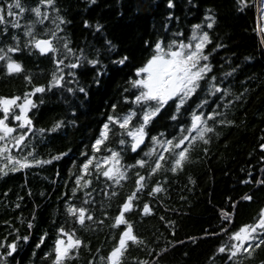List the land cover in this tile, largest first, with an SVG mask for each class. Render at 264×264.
<instances>
[{"label":"trees","instance_id":"trees-1","mask_svg":"<svg viewBox=\"0 0 264 264\" xmlns=\"http://www.w3.org/2000/svg\"><path fill=\"white\" fill-rule=\"evenodd\" d=\"M19 2L23 12L15 7L16 0H0L4 9L0 55L7 53L22 66L21 72L8 73L6 60L0 61V97H20L18 101L23 102L25 94H30L34 104L28 112L31 131L18 127L20 122L12 117V112L19 114L17 109L6 121L17 129L13 135L26 132L20 148L9 147L30 166L0 175V264H54L57 239L67 241L61 227L81 241L62 264H110L107 258L126 228L115 226V218L133 192L136 198L124 218L138 241L126 242L120 264H264V245L232 259L229 252L218 251L231 243L230 235L240 227L255 224L264 209L260 0H171V7L169 0ZM8 5L15 15H8ZM37 7L40 17L32 11ZM14 23L19 27H13ZM209 23L212 28L207 27ZM197 24L201 28L196 34L207 32L210 38L203 49L208 60L202 63L210 64L208 76H214L212 83L226 94L209 93L201 81L203 90L198 93L208 103L199 109L193 105V110L203 112L205 118L216 112L214 119L206 120L214 130L205 136L208 143L192 141L188 159L176 171L171 170L172 161L164 152L161 168L151 173L157 156L146 153L153 147L156 153L163 149L150 137L171 140L181 125L190 126L191 113L184 110L187 105L176 113L170 101L146 126L147 135L135 152L130 149L131 138L121 135L124 130L109 123L108 116L135 111L130 127L138 124L140 105L134 98L140 90L132 82L146 74L138 76L137 70L156 54L158 42L165 50L173 41L177 42L173 48L179 42L194 45L193 26ZM29 28L31 37L26 35ZM43 38L51 39L57 51L42 55L29 43ZM9 47L19 51L8 52ZM124 57V63H118ZM74 63L79 67H69ZM54 76L63 77L61 85L50 86ZM39 86L45 91L34 93ZM173 114L176 120L170 118ZM56 122H62L61 127L50 131ZM105 123H109L108 139L95 151L93 145ZM109 150L120 153L126 178L119 183L95 168L97 161L110 155ZM93 157L86 173L82 165ZM139 159L148 163L140 167ZM36 160L51 162L37 164ZM137 173L145 177L139 191ZM86 180L91 183L85 184ZM157 186L161 191L153 192ZM145 204L148 213L143 211ZM71 205L85 207L92 219L80 224L67 210ZM13 242L16 250L8 255L7 245Z\"/></svg>","mask_w":264,"mask_h":264},{"label":"snow or ice","instance_id":"snow-or-ice-1","mask_svg":"<svg viewBox=\"0 0 264 264\" xmlns=\"http://www.w3.org/2000/svg\"><path fill=\"white\" fill-rule=\"evenodd\" d=\"M47 4L51 5L53 0H44ZM95 2V0H91ZM169 6L171 7V0H169ZM12 5H8V15H15L12 12ZM15 7L20 9L21 12L24 11L19 0H16ZM37 17L41 16V10L39 7L33 9ZM4 9L0 8V23L4 22ZM46 18V17H45ZM209 19H212L209 17ZM42 22V21H41ZM63 22V21H61ZM212 23L207 25L208 28H212ZM13 27H19V24L14 23ZM100 27L99 25L97 26ZM193 37L195 42H189L185 44L179 42L178 46L173 48V44L177 42L173 41L168 45L167 50L161 46V43L155 44L156 54L147 61L146 65L137 70V75L146 74L141 79L134 80L132 82L133 86L138 88L139 94L135 95L134 102L140 105V116L138 117V124L130 127L133 117L137 116L135 111H129L127 114L116 117L108 116L109 123H113L119 126V129L124 130L121 135L126 134L131 138L130 149L135 152L137 148L144 142V138L147 135L145 128L157 117L158 114H162L161 110L165 109L166 105H169L171 101L172 106L175 107L176 113H179L181 108L185 111L191 113V123L190 126L185 127L181 125L179 127L178 135L173 136L171 140L161 141L157 136H151L154 145H159L163 151L156 153V148L150 149L149 154H156L157 158L152 162L151 173H155L161 168V161L166 159L164 152H167L169 156L167 159L172 161V171H176L183 167L184 162L188 159V147L191 142L200 139L208 143L205 139L207 133L213 132V128L209 127L206 120L214 119L216 112H210L205 118V114L200 112L197 114L193 110V105L197 109L202 108L208 103L206 99H201L198 93L199 90H203L201 81L204 82V86H207L209 93L215 94L217 92L222 95L226 94V91L221 89L216 84L212 83L216 78L214 76L209 77L208 74L212 71L210 64L202 63V61H207L208 56L203 54V49L207 43H210V38L207 32H203L202 35H197L196 32L201 28V25L197 24L193 26ZM32 29L29 28L26 35L32 36ZM53 33V37H54ZM29 43L34 44V47L40 51V53H46L49 51L56 52L57 49L53 46L51 40L49 39H33ZM67 48V45H64ZM19 49L17 47H9L8 52H17ZM71 52V49H68ZM0 53H3V49H0ZM127 57L119 60L118 63L123 64ZM6 60V68L8 73H19L22 71V66L17 61L13 60L11 57L7 56V53L0 55V61ZM92 64H96V60L89 61ZM59 63H63L60 61ZM71 68L79 67L78 63L69 65ZM30 79V78H29ZM63 77L53 78L52 85H61ZM72 91V89H68ZM45 87L39 86L34 88L35 92L43 93ZM80 92H84V88L79 89ZM195 96V99H192ZM20 97L4 98L0 97V110L3 112V117L0 118V175H7L8 171L15 172L22 168H27L30 166L29 161L25 159H17L13 154L11 147L20 148L25 140V131H21L18 135H13L17 129L12 127L7 123L8 115L12 112L13 106L19 109V114L12 112V117L14 120L20 122L18 127L20 129H27L31 131L32 121L26 115L30 107H33V101L30 98V94H25L23 98V103L17 104ZM219 99V97H216ZM191 101V103H189ZM215 102V101H213ZM115 109V105H113ZM172 120H176L177 116L175 114L170 117ZM109 123L103 125V131L100 137L95 141L93 149L95 151L100 150V145L108 139L109 134ZM62 122H56L50 131H56L60 128ZM41 132L44 130L41 129ZM195 132L196 135L193 136L192 133ZM162 135V134H161ZM188 141L189 145L186 146L185 142ZM119 144L124 145L125 140L120 139ZM264 147V145H262ZM110 155L105 156L102 161H97L95 168L104 177L113 180L115 183H119L120 179L126 178L124 171L121 170L120 166V153L117 151L109 150ZM59 157H53L52 159H58ZM93 159L95 157L88 159L83 165V170L87 173L89 165H92ZM51 161H39L36 160L35 163H50ZM148 161L144 159H139L136 164L140 167H144ZM106 166V167H105ZM127 167H134V165H129ZM7 169V171H6ZM138 179L136 181L137 191L144 187L143 181L144 176H140L137 173ZM80 178L77 179V185L80 184ZM91 181H85V184H89ZM153 192L161 191L160 187L157 186L152 189ZM136 198V192L129 195L122 205V211L120 215L115 218V226L121 224L126 225L125 230L122 232L119 244L115 247L107 258L110 264H120L122 253L126 247L127 241L137 242L138 237L133 234L132 225L128 223L124 218V212L129 211L133 206V200ZM245 199H251V197H245ZM87 203V201H85ZM69 214L76 217L80 224H84L85 219L91 220L92 216L89 214L86 216L88 209L85 207H76L71 205L68 207ZM143 211L148 213L150 211L147 204L144 205ZM226 218L230 219L227 214H224ZM31 227V225H29ZM60 233L67 236V241L63 239H57L55 244V261L54 264H62V260L66 257L70 250L81 244L79 239H73L71 235L64 231L61 227L59 229ZM27 240L28 237H23ZM231 243L229 245L222 246L218 249L219 252H229V259L237 257L242 251L249 253V250L253 247H260L264 245V209L261 210L257 222L253 225H244L239 228L238 231L230 235ZM8 255L16 250V244L10 243L7 245Z\"/></svg>","mask_w":264,"mask_h":264},{"label":"rangeland","instance_id":"rangeland-1","mask_svg":"<svg viewBox=\"0 0 264 264\" xmlns=\"http://www.w3.org/2000/svg\"><path fill=\"white\" fill-rule=\"evenodd\" d=\"M260 19H261V27H260V29L264 33V0H260ZM20 103H23V102L17 101V104H20ZM15 109H17L19 111L18 108L13 106L12 111H14ZM29 110H30V108H29ZM29 110H28V112H29ZM28 112L26 113L27 117H28Z\"/></svg>","mask_w":264,"mask_h":264},{"label":"water","instance_id":"water-1","mask_svg":"<svg viewBox=\"0 0 264 264\" xmlns=\"http://www.w3.org/2000/svg\"><path fill=\"white\" fill-rule=\"evenodd\" d=\"M43 39H48V38H43ZM49 40H51V39H49ZM51 42H52V40H51ZM53 44V43H52ZM38 50V49H37ZM39 51V50H38ZM40 52V51H39ZM52 51H49V52H46V53H41L42 55H48V54H50Z\"/></svg>","mask_w":264,"mask_h":264}]
</instances>
